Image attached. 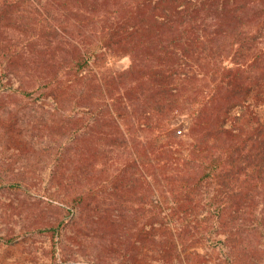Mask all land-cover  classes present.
Returning a JSON list of instances; mask_svg holds the SVG:
<instances>
[{
  "label": "trees",
  "instance_id": "16d2710c",
  "mask_svg": "<svg viewBox=\"0 0 264 264\" xmlns=\"http://www.w3.org/2000/svg\"><path fill=\"white\" fill-rule=\"evenodd\" d=\"M101 47L131 54L128 83L106 87L94 67ZM0 89L42 106L78 95L96 115V136L113 140L132 132L129 110L139 114L144 162L118 161L105 181L121 193L120 175L140 165L137 235L160 252L168 236L188 232L234 249L246 225L264 220V0H0ZM103 107L108 132L99 126ZM95 162L114 166L110 157ZM87 191L68 195L64 207L75 213L93 198L122 229L124 213L111 206L120 200L102 207ZM66 223L35 230L54 254L65 250Z\"/></svg>",
  "mask_w": 264,
  "mask_h": 264
},
{
  "label": "rangeland",
  "instance_id": "374dc122",
  "mask_svg": "<svg viewBox=\"0 0 264 264\" xmlns=\"http://www.w3.org/2000/svg\"><path fill=\"white\" fill-rule=\"evenodd\" d=\"M98 51L99 64L94 67L106 87L111 89L119 81L128 83L131 54L119 57L105 47ZM98 93L93 90L95 101ZM40 102L0 89V264H264V236L256 232L264 228L262 219L246 225L244 239L234 249L219 238L209 240L189 232L168 236L169 248L163 252L152 240L145 243L137 235L140 165L131 164L120 175L121 193H112L110 181H105L112 180L118 161L123 165L136 158L144 162L138 140L142 135L139 114L129 110L132 134L125 131V137L115 141L96 136V115L78 95L59 107ZM106 109L98 117L103 119L100 130L108 132L113 128ZM184 118L177 116L174 123L180 125ZM106 157L114 163L111 169L95 162ZM81 190L93 193L87 196H95L102 207L120 200L111 206L118 205L123 211V228L108 224L93 198L90 204H79L75 213L70 206L64 207L68 195H78ZM261 212L254 213L258 217ZM62 220L67 222L65 250L54 254L49 236L35 230ZM189 230H195L194 222ZM9 235L18 239L12 243L1 239Z\"/></svg>",
  "mask_w": 264,
  "mask_h": 264
}]
</instances>
